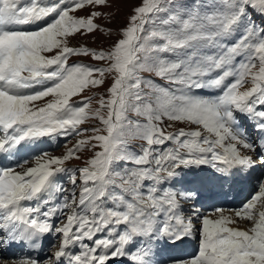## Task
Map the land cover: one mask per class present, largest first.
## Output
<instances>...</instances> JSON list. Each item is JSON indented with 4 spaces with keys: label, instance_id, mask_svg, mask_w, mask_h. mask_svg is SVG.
<instances>
[{
    "label": "snow or ice",
    "instance_id": "obj_1",
    "mask_svg": "<svg viewBox=\"0 0 264 264\" xmlns=\"http://www.w3.org/2000/svg\"><path fill=\"white\" fill-rule=\"evenodd\" d=\"M106 5L107 0L52 5L0 0V153L11 157L25 144L53 134L85 135L89 130L79 125L89 118L102 125L62 157L45 152L33 167H25L27 159L0 166V246H34L51 233L60 243L46 262L28 257L13 264H63L64 258L68 264H110L126 257L132 264H156L150 246L154 239L175 243L195 231L198 252L173 264H264V180L251 199L230 210L232 215L221 207L202 212L193 203L186 218L182 208L189 201L212 200L214 189L227 184L231 190L264 166V0H143L110 51L69 47L71 35L103 31L95 23L99 11L79 18L71 13ZM49 52L56 54L44 55ZM80 55L106 61L108 67L67 64L69 57ZM110 72L116 75L109 98L101 97L95 112L88 110L90 99L69 102L85 88L103 85ZM246 83L251 87L239 91ZM208 89L215 91L199 94ZM48 96L53 99L44 106H33ZM130 113L143 122L129 119ZM241 117L252 121L257 136ZM165 120L195 130L168 133ZM134 138L146 144L136 154L127 148ZM166 142L174 147H154ZM89 146L100 151L69 176L73 189L76 173L80 176L78 204L74 191L61 197L62 203H50L53 190L65 191L54 174L66 171L65 162L79 159L77 153ZM120 161L136 167H112ZM168 181L182 187H163ZM109 186L120 191H106ZM106 196L113 207L103 206ZM32 200L38 203H21ZM58 216L66 219L54 223ZM242 220L251 226L233 227ZM108 226L111 238L94 240L92 247L82 243ZM137 237L143 238L142 246L127 250ZM77 241L82 251L69 253Z\"/></svg>",
    "mask_w": 264,
    "mask_h": 264
},
{
    "label": "rangeland",
    "instance_id": "obj_2",
    "mask_svg": "<svg viewBox=\"0 0 264 264\" xmlns=\"http://www.w3.org/2000/svg\"><path fill=\"white\" fill-rule=\"evenodd\" d=\"M45 1H48V0H45ZM142 2L143 0H107V5L104 7H101V8L88 7V8L71 13V15H74L79 18V17H87L92 11H99L100 13H102V15L95 20V23L99 25L100 28L103 29V31H96L91 34L77 33L75 35H71L67 38L68 46L72 48L86 47L90 50H95V51H105V52L110 51L113 45L119 39L123 38L121 35L122 30L128 26L130 17L134 15V10L137 7L141 6ZM177 2H180V0H177ZM260 22L261 21L257 19V23H260ZM55 54H56L55 52L44 53V55L49 56V57ZM78 63L89 65L92 67H105V68L108 67V64L106 61L94 60L91 56H85V55L71 56L69 57L67 61L68 65H73V64H78ZM115 75L116 74L114 72L106 73L104 76L103 85L89 86L85 88L79 95H75L71 97L69 102L73 105H78L80 101L90 99L91 103L87 106L88 110L89 112H95L100 107L99 105L100 98L103 97L105 100L109 98L108 89L110 88ZM142 75L145 76V78H151L153 80H156L157 83L163 84V81L157 80L154 76L149 77V74L147 73H142ZM249 87H251V84L246 83L243 87H239L238 90L242 92V91L247 90ZM35 90L36 89H28L26 91H35ZM206 91L207 90H203V93H206ZM211 91H212L211 93H213V90ZM52 99L53 97L48 96L44 99L34 102L33 106L36 108L42 107L47 102L51 101ZM106 114L107 113L105 112L104 115ZM129 119L141 120L143 122L144 118L138 117L134 113H130ZM168 125H171V126L169 127ZM79 127L82 129H88L89 131L85 135H82V136L65 137V136L58 135V134H53L52 136H46L44 137L46 138V141L41 146H44L47 142L48 145L44 146L45 147L44 149H46V153H49L50 156L54 155L53 157H62L63 155H65V153L67 152L69 148H72L77 143L78 140H87L89 136L91 135V129L93 127H102V125L100 124L99 120L94 119V118H89L88 120L81 123ZM164 127H165V131L168 133L177 132L181 128H183L185 131L195 130V126H190L188 124L181 123V122H170L167 120L164 121ZM101 134H106V133H101ZM35 141H38V140L36 139ZM93 143L95 142L93 141ZM141 146H146L145 142L141 139L134 138V139L129 140L127 148L130 151V153L136 154L140 152ZM154 147L157 149H167V148L174 147V144L172 142H166L164 145H157ZM98 151H100L98 147L91 148L89 146L85 148L81 152L77 153V155L79 156V159L74 158V159H70L69 161L65 162V164L63 165V168L66 171H61L60 173L58 172L57 174L56 173L54 174L55 177L60 176L58 178L60 181L61 179L65 180L64 182L61 181V184L63 185L62 187L65 189L63 193H59V198H60L61 203L63 202L61 197L63 196L71 197L74 191L75 199L78 204L79 196L81 192L80 176H79V173H76L77 183H76V187L73 189V185L69 179V176L72 174L71 170L83 168L87 166L86 162L92 159L94 157L95 152H98ZM60 152L62 153L60 154ZM33 155L34 154H32L31 152L26 151L28 163H32L31 160L29 161V159L33 157ZM112 167L116 169H123L125 167L130 169L136 166L131 162L125 164L124 161H120L118 163H114ZM257 172L258 171H256L255 173ZM255 183L257 182H254V184ZM106 191L119 192L120 189L109 186ZM99 202L101 201H98V203ZM102 202H103L104 207H113V204L111 203L110 199L107 196L102 198ZM229 214L232 215L231 212ZM189 216L190 215H186L185 217L187 218ZM65 218L63 220H65ZM110 227L112 226H108V227L103 228L100 231H97L91 240L94 241L97 238H101V236L103 237L106 236ZM119 227L123 228V225ZM196 234L198 235V233ZM59 243H60V237L57 236L54 238L52 244L49 245V247L45 251V256L47 257V260L51 257L52 253L56 250ZM197 243H199V240ZM18 261L19 260H17V262ZM168 262L173 263L174 261L173 260L170 261L168 258ZM0 264H4L3 261H0Z\"/></svg>",
    "mask_w": 264,
    "mask_h": 264
},
{
    "label": "bare ground",
    "instance_id": "obj_3",
    "mask_svg": "<svg viewBox=\"0 0 264 264\" xmlns=\"http://www.w3.org/2000/svg\"><path fill=\"white\" fill-rule=\"evenodd\" d=\"M46 5H52L59 2V0H48V1H42ZM48 19H51V17H48ZM44 21H41L43 23ZM25 28H29L30 30H35L37 25H26L23 26ZM212 89H208L206 93H203V90H199V94H210ZM215 90H213L214 92ZM241 122L244 125V127L247 129V131L253 136H257L258 134L255 132V129L252 125V121L248 120L247 117H241ZM38 141H33L30 143H27L24 145V148L22 151H18L16 154L12 155L11 157L8 156L6 153H0V166L4 165H14L16 164L17 160L27 159L26 151L31 152L33 157L29 159L32 163H28L25 167H33L36 166V158L40 157L41 153H45L46 149H44V146H47L48 143L44 146H41L45 141L46 138L42 137L37 139ZM62 152H60L61 154ZM49 155V153H47ZM59 155V154H58ZM50 156V155H49ZM54 155H52L53 157ZM29 157V156H28ZM34 161V162H33ZM200 169H184V172L188 171H199ZM208 171H211V169H207ZM19 171V169H17ZM258 171L257 173H255ZM60 173V172H59ZM57 174V173H56ZM60 175V174H59ZM60 176L55 177L54 180L57 185L62 187L61 181L64 182V179H61V181L58 179ZM64 177V176H63ZM264 166H257L256 169L252 170L251 178L245 182L237 183L236 185L231 187V190L229 188V185H225L224 188L221 190L219 188L214 189L215 195L213 196L212 200L205 201L203 203L201 202H194L189 201L186 203H182L183 213L184 215H191L192 214V204H195L196 208H199L202 212L203 211H211L214 207H221L225 210V215H230L231 209H238L240 208L245 202H247L249 199H251L252 195L258 188V184L261 180H264ZM254 182H257L254 184ZM145 183H150L146 181ZM163 187H176L177 189H180L182 185L176 181H168L166 184L162 185ZM59 193L53 190L52 194V200L50 203H61L59 198ZM47 194H45L46 196ZM24 206H35L38 201L32 200V201H23L21 202ZM41 207H46L45 205L41 204ZM259 210V205L257 206ZM232 213V212H231ZM233 214V213H232ZM65 217L58 216L53 217L52 221L54 223L59 224L60 221H63ZM66 219V218H65ZM193 222L196 223L195 217L193 216ZM196 227L199 226L198 223L195 224ZM251 226V223L246 220L239 221L237 224L233 225V227H238L241 229H247ZM114 234L108 231L106 236H101V238L97 239H108L111 238ZM57 237L55 234H47L45 235V238L42 239L43 247L45 248L46 245L49 246L54 238ZM3 236L0 234V239H2ZM96 239V240H97ZM143 238L137 237L135 241L127 245V250L134 251L142 246ZM199 240V235L196 234V232H192L188 236L184 237L182 240L177 241L175 243H171L167 238H160V239H154L151 242V247L153 249V252L155 253L153 259L156 261V264H173L168 262V258L170 261L178 260L179 262L187 261L191 259L193 256L196 255L198 252L199 243H197ZM83 244L88 245L90 247L94 246L93 241L91 239H85ZM16 245V249H13ZM132 248V249H131ZM69 253L79 254L82 251L81 248V242L77 241L74 242L72 245L69 246L68 249ZM20 257L28 258L31 257L33 259L35 258V255L30 253L25 246L20 245L19 246L16 243L12 244H6L4 246H0V261H3L4 264H13V262H17V260H20ZM15 258V259H13ZM40 261H47L45 260V256L39 259ZM13 261V262H12ZM63 264H68L67 258H64ZM110 264H132V261L129 258H126L124 262H120L119 260L111 261Z\"/></svg>",
    "mask_w": 264,
    "mask_h": 264
}]
</instances>
